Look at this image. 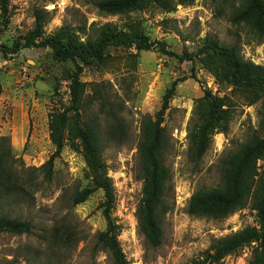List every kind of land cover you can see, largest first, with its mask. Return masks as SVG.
<instances>
[{
  "label": "rangeland",
  "instance_id": "obj_1",
  "mask_svg": "<svg viewBox=\"0 0 264 264\" xmlns=\"http://www.w3.org/2000/svg\"><path fill=\"white\" fill-rule=\"evenodd\" d=\"M94 1L10 0L7 12L0 14V45L11 48L30 32L35 11L43 12L46 35L69 26L80 30L82 41L92 35L91 25H111L125 32L140 28L152 44L149 50L108 48L103 66L79 63V80L87 85L82 118L96 127L102 141V158L115 195L110 217L120 228L117 241L127 262L192 264L204 258L212 240L256 226L249 205L223 220L191 216L187 206L195 192L219 185L220 162L228 153L252 135L264 138V99L243 105L231 88L216 83L189 56L208 37L225 46L237 45L245 60L264 66V41L258 43L247 27L231 23L240 0H196L171 13L148 7L119 16L101 15L92 6ZM74 71L71 63L54 61L48 48L0 54V153H8L13 169L23 171L22 182L33 180L32 186L24 183L26 193L16 192L22 194L21 200L14 194L0 200V215L31 224L28 235L0 234V264H113L96 246V236L106 229L103 193L96 191L82 204H73L77 193L92 187L79 142L66 143L52 167H44L55 151L49 140V117L68 107ZM168 91L171 97L161 126L167 140L163 164L171 177L165 190L169 211L162 218L161 246L152 249L137 232L135 215L143 185L137 145L140 123L157 118ZM206 93L231 98L236 106L227 132L215 134L209 150L194 163L187 155L188 124L196 102ZM99 97L108 101L105 108L95 99ZM108 108L120 125L114 135ZM263 166L264 161L258 162ZM253 247L246 246L218 264H248Z\"/></svg>",
  "mask_w": 264,
  "mask_h": 264
},
{
  "label": "trees",
  "instance_id": "obj_2",
  "mask_svg": "<svg viewBox=\"0 0 264 264\" xmlns=\"http://www.w3.org/2000/svg\"><path fill=\"white\" fill-rule=\"evenodd\" d=\"M10 0H0V14L7 12ZM196 0H97L92 6L104 16H119L142 11L153 7L163 13H171L177 6H191ZM41 11L33 14V29L22 39L13 43L11 48L0 45V54L17 53L20 49L48 48L54 61L69 62L75 71L69 78V104L63 110H55L49 117V140L55 151L44 167L51 168L53 160L58 158L62 149L75 140L82 147L83 159L87 175L92 187L77 193L74 205L85 202L94 192L103 193L104 203L102 215L106 222L105 231L96 236V246L105 251L113 264H129L123 254L117 237L119 226L110 215L115 202L111 179L107 176V166L102 158V141L97 129L83 120V106L86 103L84 94L86 84L79 80L82 66H103L108 55V48H131L138 52L147 51L151 43L142 34L139 27L130 31H119L111 25L92 27V35L85 41L80 38V30L63 26L51 35L44 32L45 20ZM231 23L243 25L257 38L264 41V0H240L235 9ZM195 59L216 83L226 84L231 94L243 105L252 106L264 99V66L245 60L237 45L225 46L205 37L194 55ZM97 93V92H96ZM98 94V93H97ZM171 92L164 96L161 111L155 120L145 118L140 123V135L137 145L138 165L142 180V199L136 211L137 232L142 236L149 248L155 249L162 242V218L169 211L165 199V190L170 183V173L163 164V153L167 144L165 130L161 126V116L168 108ZM90 98L89 103H91ZM102 108L108 101L95 98ZM231 98H212L206 93L196 102L192 118L187 130V155L194 163H198L209 150L212 137L218 133H226L229 121L235 109ZM107 116L112 122V129L117 132L120 125L108 108ZM264 133V120L261 124ZM8 153H0V200L11 194L21 200L23 186L33 185V180L22 182L23 171L13 169ZM264 138L252 135L235 152L228 153L220 162V183L206 191L195 192L187 206L191 216L213 220H223L249 205L256 218V226L245 228L224 238L212 240L204 258H197L192 264H218L227 256L236 254L246 246L254 245L248 264H264ZM24 183L26 185H24ZM31 224L19 219L0 215V234L28 235ZM56 240L61 238L55 236Z\"/></svg>",
  "mask_w": 264,
  "mask_h": 264
}]
</instances>
